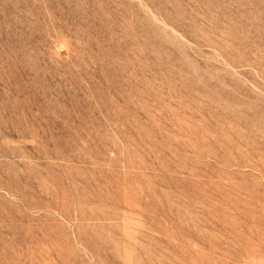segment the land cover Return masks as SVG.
I'll list each match as a JSON object with an SVG mask.
<instances>
[{
    "label": "rangeland",
    "instance_id": "obj_1",
    "mask_svg": "<svg viewBox=\"0 0 264 264\" xmlns=\"http://www.w3.org/2000/svg\"><path fill=\"white\" fill-rule=\"evenodd\" d=\"M0 264H264V0H0Z\"/></svg>",
    "mask_w": 264,
    "mask_h": 264
}]
</instances>
